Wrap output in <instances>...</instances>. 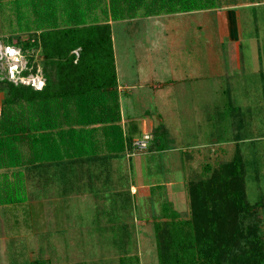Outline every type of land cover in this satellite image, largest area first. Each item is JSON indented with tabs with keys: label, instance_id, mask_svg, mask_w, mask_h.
Masks as SVG:
<instances>
[{
	"label": "rangeland",
	"instance_id": "1",
	"mask_svg": "<svg viewBox=\"0 0 264 264\" xmlns=\"http://www.w3.org/2000/svg\"><path fill=\"white\" fill-rule=\"evenodd\" d=\"M213 2L192 15L162 17L164 30L154 19L131 31L130 22L115 25L121 124L146 118L137 137L149 133L154 150L152 141L147 151L129 149L113 170L98 165L105 160L89 161L94 175L88 172L84 186L77 173L50 175L63 163L25 167L26 201L0 204V264H135L134 257L139 264H159L155 224L168 220L163 207L188 219V184L237 154L246 198L257 207L252 219L264 235V0ZM16 9L12 0H0V81L41 89L44 53L38 54L39 43L29 45L38 37L20 32ZM23 10L33 19L31 9ZM146 42L154 51L145 53ZM33 68L36 73L20 77ZM4 99L0 89V107ZM108 154L103 148L100 158ZM139 158L145 161L135 169ZM170 175L165 188L145 189L155 176ZM131 186L146 192L134 195ZM78 189L82 196L69 194Z\"/></svg>",
	"mask_w": 264,
	"mask_h": 264
},
{
	"label": "trees",
	"instance_id": "2",
	"mask_svg": "<svg viewBox=\"0 0 264 264\" xmlns=\"http://www.w3.org/2000/svg\"><path fill=\"white\" fill-rule=\"evenodd\" d=\"M96 1L12 0L20 31L40 32L32 34L39 42L34 38L32 42L39 43L49 61L43 65L41 89L0 81L5 94L0 117L2 205L26 201L22 169L27 166L94 159L103 148L109 155L134 148L135 139L121 124L111 32L92 15ZM213 1L109 0V10L111 20H123L134 18L142 8L148 16L174 14L208 10ZM23 8L31 9L33 19ZM31 73L36 68L22 71L21 76ZM204 173L187 186L188 219H179L176 211L163 207L168 220L155 224L159 264H264V235L252 219L257 207L246 198L243 159L237 154ZM132 260L139 264L138 257ZM37 263L41 264L33 262Z\"/></svg>",
	"mask_w": 264,
	"mask_h": 264
},
{
	"label": "crops",
	"instance_id": "3",
	"mask_svg": "<svg viewBox=\"0 0 264 264\" xmlns=\"http://www.w3.org/2000/svg\"><path fill=\"white\" fill-rule=\"evenodd\" d=\"M140 12H141V10H139V12H138L139 15L137 14V16H135L134 18H126V19H123V20H111L110 10H109V0H97L96 1V4H95V8L93 9V12H92V15L99 20L98 23H100V24H106V25L109 26V30L111 32V39H112V43H113L114 60H115V68H116V74H117L118 84H119V70H118V54H117V46H116V37H115V31H114L115 25L118 24V23H122V22H130V24H133V26L129 29L131 31L133 28H135V27H137L139 25L138 23L143 22L144 25H146L147 22H151V21L153 22V19H154L155 20V23H156V28L159 27L160 29L162 28L164 30V28H166V27H160L162 24H160V21L159 20L162 17H170V16H174V15L178 16L180 14V13H174V14H159V15H150V16L143 15V16H141L140 15ZM194 12H197V11H193V12H182L180 15L181 16L183 14L192 15V14H194ZM222 18H223V21L226 23V21H227L226 16H224V17L222 16ZM139 21H141V22H139ZM225 27H226V25L224 26V31H225V33H227V31L229 30V28L227 30V28H225ZM144 28H145V26H144ZM20 32L21 33H24L22 31H20ZM31 33H34L37 36H39V34H40V32H31ZM225 33H224V35H225ZM135 39H136V35H134V37H133L132 45L134 46V48H138L139 46H141V44H137V41ZM161 39L162 40H167V39L164 38V36L163 37L161 36ZM29 43H30L29 45H31L33 43L32 40L29 41ZM8 46L14 48L17 51L20 50L21 54H23L22 48L16 47V46H13V45H8ZM37 49H38V54L40 55L43 52L42 47L39 46V48H37ZM154 49H155V46L152 45L150 42H146L144 44V51H146L145 53H147V51H150V52L151 51H154ZM75 54L78 55V51H75ZM16 55H17V53H16ZM149 56H151V54H147L146 55V57H149ZM44 58L45 57L41 58V56H40V60H44ZM46 60L47 59H45V61ZM148 60H150V59L148 58ZM37 61H38V59L36 58V61L35 62H37ZM45 61H43L44 64H45ZM48 61H49V59H48ZM17 63L18 62L16 61V64H14V65H17ZM22 71H26V69L25 70L23 69ZM20 77L21 78H28L30 76H27V77L20 76ZM36 77H39V76L37 75ZM36 77L32 76V78H36ZM178 80L184 81L185 79L179 78ZM161 95H166V93L165 94H161ZM146 121H147L146 118H144L143 120H141V123H140V121L137 123V121L127 119V124L123 125V127L125 126L124 129H125L126 132H128V134H129L128 136H130V138L133 135L132 136V139L133 140L134 139H138V138H141V137H137V136L140 135V134L137 135V133L139 132V130H141V131L144 132L145 125L148 124ZM150 129H151V127H150ZM144 134L145 133H143L142 135H144ZM147 134H149V133H147ZM154 145H156V143L153 141L151 143L150 148H149L150 151H153L154 150V148L152 147ZM103 156L104 157L100 158L101 155H99V156L95 157L94 159H65L62 162H58V163H63V167H58V169H54L53 172H50V175L52 173V174H58V175L61 176V173H62V174H65L66 175V178H68V174H71V176H73V174L77 173L79 175L81 181H82L83 186H84V182H85V180H87L86 176H87L88 172H91V174L94 175V173L90 169L92 167L91 166L92 163H89V161L99 162V161H101L100 159H102V160H105V161H101L98 164V165H100V167H101V165L103 163H106V168H109L110 170H113L114 167L116 168L115 161L118 160V157L120 155H114V157H113V155H109L108 154V155H103ZM143 161H145V159H140L139 158V159L135 160L134 163H133L134 164L133 166L135 167V169H140L141 162H143ZM55 163H57V162H53V164H55ZM46 164H49V163H46ZM38 165H41V164L31 165V167H33L34 169H36V166H38ZM59 166H62V165H59ZM22 170H24V169H22ZM57 171H58V173H57ZM3 172H4L3 170H0V174L3 173ZM170 179H171V175L168 178H166V179L165 178L163 179V178H161L159 176L158 177L155 176V178L153 180L148 181V184L145 185V189H151V188H155V187L165 188L166 187V184H168L170 182L169 181ZM77 186L80 187V188H82V186H80V185H77ZM138 187L137 186H131V190H132L131 193L134 194V195H138V194H142V193L146 192L145 190H143L140 193ZM153 192H154V189L150 191V194L152 195ZM71 193L75 194V196H77V197L82 196L80 194L81 191H79V189H78V191H76V190L69 191V194H71ZM154 197H156V196H154ZM79 204H81V203L79 202Z\"/></svg>",
	"mask_w": 264,
	"mask_h": 264
},
{
	"label": "built area",
	"instance_id": "4",
	"mask_svg": "<svg viewBox=\"0 0 264 264\" xmlns=\"http://www.w3.org/2000/svg\"><path fill=\"white\" fill-rule=\"evenodd\" d=\"M17 70V69H16ZM14 71V73L15 72H17V73H19L20 74V72L19 71ZM13 71V70H12ZM11 71V72H12ZM13 73V72H12ZM14 73H13V76H14ZM15 75H16V73H15ZM1 115H2V109H1V107H0V117H1ZM149 144H150V135L149 134H145L143 137H141V138H138V139H135L134 141H133V147H134V151L136 150H138V151H146L147 149H148V147H149Z\"/></svg>",
	"mask_w": 264,
	"mask_h": 264
},
{
	"label": "bare ground",
	"instance_id": "5",
	"mask_svg": "<svg viewBox=\"0 0 264 264\" xmlns=\"http://www.w3.org/2000/svg\"><path fill=\"white\" fill-rule=\"evenodd\" d=\"M12 50V49H11ZM12 55H15V53L13 52Z\"/></svg>",
	"mask_w": 264,
	"mask_h": 264
}]
</instances>
